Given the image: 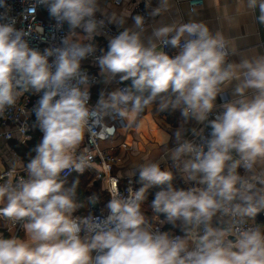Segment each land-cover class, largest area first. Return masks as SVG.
I'll return each instance as SVG.
<instances>
[{
	"label": "clouds",
	"instance_id": "9594fccd",
	"mask_svg": "<svg viewBox=\"0 0 264 264\" xmlns=\"http://www.w3.org/2000/svg\"><path fill=\"white\" fill-rule=\"evenodd\" d=\"M38 2L58 29L68 28L60 46L43 51L30 46L31 29L17 28L8 0H0V120L35 95L30 111H20L34 113L43 134L27 163L13 154L0 183V220L12 233L0 234V264H264V227L255 219L264 212V53L245 54L235 37L196 19L201 0H192L186 22L175 11L172 22L159 24L149 22L172 15L174 0L155 7L148 0L145 14L104 10L105 18H97L101 0ZM237 12L264 23V0H237ZM129 18L132 26L123 27ZM110 24L123 30L98 48L95 39ZM89 58L105 85L119 77L130 86L102 91L91 104L98 81L81 69ZM150 108L179 114L176 146L168 148L164 133L161 160L170 158L193 186L177 188L161 161L143 162L138 189L113 192L100 216L77 215L85 206L80 181L66 176L92 166L90 153L78 152L86 133L93 142L110 120L138 127ZM153 186L160 188L150 218L142 205Z\"/></svg>",
	"mask_w": 264,
	"mask_h": 264
},
{
	"label": "crops",
	"instance_id": "0c3cea01",
	"mask_svg": "<svg viewBox=\"0 0 264 264\" xmlns=\"http://www.w3.org/2000/svg\"><path fill=\"white\" fill-rule=\"evenodd\" d=\"M148 0H120L119 4L115 3V0H101L100 7L101 11L97 12V16H101L104 10L108 13L111 11H116L119 13L121 10H127L136 15L134 10L135 4H140L146 9V4ZM153 7L157 6L158 0H151ZM242 7V6H241ZM189 7L183 1L180 4L176 3L174 0V12L173 14H166L162 17H158L155 21H150V24L159 23H170L176 16L178 11L179 16L186 22L189 19ZM198 16L195 17L198 20H202L208 23L210 29L213 31L219 29L223 31L226 35H232L237 41V45L241 51H245V54L252 55L257 52L264 53V23L258 20L253 23L251 17L238 14L237 12V0H204L202 7L198 8ZM258 15V13H257ZM133 21L131 18L128 19L127 23L123 27H131ZM117 29H122L123 27L111 24ZM108 37L99 36L96 37L95 43L102 44L103 48H107ZM170 50L173 48L169 47ZM81 65L88 67L91 72H94L98 76V83L93 87L92 90V100L91 104H95L99 95L102 91L108 92L118 87L120 84L125 86H130L131 81L119 82V77L117 81L111 85H105L103 83V78L99 74V68L97 65H92L88 62H83ZM217 100V104L219 103ZM179 114L170 115L167 113L159 114L153 109H148L141 116L139 120V126L124 127V125L115 126L113 136L110 140L101 141L99 146L102 151L111 153L117 159L116 164L112 167V175L116 176L121 182L127 178H135L139 181L138 165L143 162H155L161 161L162 169H170L174 174L173 184L177 188L187 189L193 186L191 183L186 184L173 167V161L170 158H165L161 160V157L165 156V148L162 146V141L164 138V133L170 136L168 143V148H174V132L178 126ZM109 124V121H107ZM123 124V122H122ZM197 127H203L204 125H196ZM3 129L0 127V133ZM191 138V137H189ZM39 142V140H38ZM84 143L81 145V151ZM16 146H20L19 136L14 135L13 139L10 141H5L0 138V172L8 170L9 162L14 159V153L24 162L27 160L20 157L16 151ZM97 169V165H94ZM19 172H23L22 169H17ZM80 177H86L88 183L84 187L85 199L84 207L79 209L77 215H85L88 210L91 211L92 208L87 204V197L92 195L97 198L98 208L103 209L104 204L108 201L107 188L108 184L105 179L95 180L93 175L89 171H85L83 174L73 173L67 178L68 182L79 179ZM160 186L156 189L159 190ZM149 194V193H148ZM153 199V198H152ZM144 202L142 209L147 216L151 218L153 215L150 209V201ZM98 209V210H99ZM93 211V210H92ZM166 215L162 214L161 219H165ZM8 225L4 221L0 220V234L7 228ZM167 226H165V229ZM21 238L24 237L23 230L18 234ZM8 236V235H7ZM6 236V237H7Z\"/></svg>",
	"mask_w": 264,
	"mask_h": 264
},
{
	"label": "built area",
	"instance_id": "2783aa9c",
	"mask_svg": "<svg viewBox=\"0 0 264 264\" xmlns=\"http://www.w3.org/2000/svg\"><path fill=\"white\" fill-rule=\"evenodd\" d=\"M185 2L187 6L190 8L192 4V0H176L177 4H180L181 2ZM9 5H11L12 11L11 15L15 17L16 19V27L17 28H24L25 30L31 29V35L27 37L29 40L30 46L33 48H37L41 51H43L45 48L52 47V46H60L61 39L63 36L67 35L68 28L65 24L63 28L58 29L56 26V21L52 19L47 12V9L45 6L39 4L38 0H8ZM116 3V2H115ZM117 4V3H116ZM204 4V0H201L202 7ZM29 8H36V12L34 15L28 14ZM134 10L136 14H145L146 9L141 6L140 4H135ZM25 16L27 19H25ZM97 18H103L101 16H97ZM41 27L43 28V32H37L36 28ZM119 31H122V29H117L113 27L111 24L108 25L107 31L102 36L110 38L111 36H114L118 34ZM97 44V43H96ZM98 48H103L102 44H97ZM165 51L170 55L174 56L176 54V49L170 50L169 47L165 49ZM51 60V58H50ZM88 62L92 65H95L91 58L84 60L81 62ZM82 71H86L90 77L95 78L98 81V76L96 73L91 72L88 67H85L81 65ZM96 84L93 85V87ZM91 88V100H92V90ZM118 87H126L123 84H120ZM37 96L25 94L23 97H21V100L19 101V104L17 106L16 111L13 109L9 112V117L6 120H0V127L3 129V132L0 133V138L5 141H10L13 139L14 135L19 136V143L22 146H25L27 142L31 141L34 138V135L38 136V140L42 138V132L38 127H33L35 124V114L32 113L29 116L25 117L21 114V109H24L25 111H30V109L33 107L37 100ZM90 100V103H91ZM221 101H219L218 104H220ZM219 111V109H217ZM216 113H213L212 116H210V119L214 118ZM16 117H19L17 120ZM26 123L27 130L24 132L20 131V127ZM109 126L104 127L103 131L99 133L98 136H93V142H91V134L86 133L85 135V141L84 145L82 147L81 152H88L91 155V167L87 168L85 171H89L95 180L99 179H105L108 184L107 193L108 198H111V195L113 192L119 190V192L123 194H127V188L132 187L134 190L138 189L140 187V182L137 181L135 178H127L124 181H120L116 176L112 175V167L116 164L117 159L112 155L111 153L102 151L100 149V142L101 141H107L110 140V138L113 136L115 126L117 125H123L120 120H110ZM205 130V135L210 132V128H208L206 125L203 126ZM95 130L99 131L98 126L95 128ZM10 134V135H9ZM197 143H200L201 141L199 139L196 140ZM94 165H97V169L94 168ZM10 169L4 170L0 172V183H3L7 179V173ZM67 172V170H65ZM84 171V172H85ZM73 173H78L76 171H72L70 173H67L66 179L71 176ZM18 175H23V172L17 171ZM80 174V173H78ZM62 178L65 177V173L61 174ZM157 186H153L151 189H149L150 192L154 193L158 191L156 189ZM106 211V210H105ZM91 212L97 216L102 215V211L99 209L97 211ZM261 217L264 218V212H261ZM257 223H260L262 227H264V220L258 221ZM11 226L8 225L7 228L3 231V235L6 237L7 235H11L12 233L9 231V228ZM22 229L17 226L16 234L18 235Z\"/></svg>",
	"mask_w": 264,
	"mask_h": 264
},
{
	"label": "trees",
	"instance_id": "16d2710c",
	"mask_svg": "<svg viewBox=\"0 0 264 264\" xmlns=\"http://www.w3.org/2000/svg\"><path fill=\"white\" fill-rule=\"evenodd\" d=\"M38 143V136L34 135V138L27 142V144L25 146H16V151L18 153V155L24 159H29L30 155H32L31 150L35 147V145ZM26 159V160H27ZM80 184H79V193H80V200L83 201L85 199V193H84V187L86 186V184L88 183L89 179L87 180L86 177H80ZM149 194H147L149 196V199L153 198V193L148 191Z\"/></svg>",
	"mask_w": 264,
	"mask_h": 264
},
{
	"label": "water",
	"instance_id": "95a60500",
	"mask_svg": "<svg viewBox=\"0 0 264 264\" xmlns=\"http://www.w3.org/2000/svg\"><path fill=\"white\" fill-rule=\"evenodd\" d=\"M90 206H91V208H92V210L93 211H97L99 208H98V203L96 202V203H90ZM162 216V215H161ZM256 220H258V221H262V220H264V218H262L261 217V214L260 213H258L257 214V216H256V218H255Z\"/></svg>",
	"mask_w": 264,
	"mask_h": 264
}]
</instances>
